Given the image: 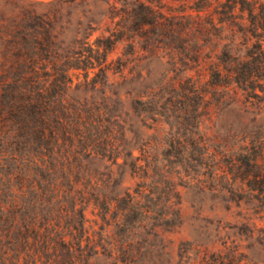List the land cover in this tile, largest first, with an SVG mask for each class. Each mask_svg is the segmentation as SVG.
<instances>
[{
    "label": "trees",
    "instance_id": "obj_1",
    "mask_svg": "<svg viewBox=\"0 0 264 264\" xmlns=\"http://www.w3.org/2000/svg\"><path fill=\"white\" fill-rule=\"evenodd\" d=\"M179 1L0 0V264H55L50 254L59 249L75 260L78 249L63 222L85 231L79 203L94 200L107 214L112 200L126 202L121 219L141 202L129 191L102 195L95 177L79 183V158L112 159L115 136L101 112L88 114L67 100L74 70L107 73L111 54L123 46V71L132 56L167 47L187 74L205 67L213 88L250 91L264 80V0ZM227 31L250 47L237 53L231 40L222 54L205 58L206 43L220 42ZM183 81L197 90L201 79ZM136 160L134 168L142 167ZM56 170L67 183L52 178ZM124 250L122 263L130 264L133 251ZM212 264L235 263L219 255Z\"/></svg>",
    "mask_w": 264,
    "mask_h": 264
},
{
    "label": "rangeland",
    "instance_id": "obj_2",
    "mask_svg": "<svg viewBox=\"0 0 264 264\" xmlns=\"http://www.w3.org/2000/svg\"><path fill=\"white\" fill-rule=\"evenodd\" d=\"M223 38L206 43L205 58L222 54L231 40L240 54L251 45L230 31ZM123 50L111 54L107 73L73 71L67 100L88 114L101 112L115 136L112 159L80 157L75 175L79 183L95 177L98 192L110 199L129 191L141 202L121 219L130 209L126 202L112 200L107 214L94 200L79 203L85 231L69 227V218L63 222L76 259L69 261L64 249L51 259L128 264L122 263L127 247L130 264H212L219 255L235 264H264V80L250 91L213 88L205 67L187 74L167 47L132 56L121 71ZM187 76L201 79L197 90L183 81ZM135 160L142 167L134 168ZM62 175L56 170L52 178L67 183ZM143 208L149 213L142 215Z\"/></svg>",
    "mask_w": 264,
    "mask_h": 264
}]
</instances>
